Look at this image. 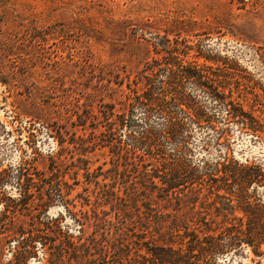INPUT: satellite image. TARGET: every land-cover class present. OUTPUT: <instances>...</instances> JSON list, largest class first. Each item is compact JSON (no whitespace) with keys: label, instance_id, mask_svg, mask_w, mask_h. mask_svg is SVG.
Wrapping results in <instances>:
<instances>
[{"label":"rangeland","instance_id":"rangeland-1","mask_svg":"<svg viewBox=\"0 0 264 264\" xmlns=\"http://www.w3.org/2000/svg\"><path fill=\"white\" fill-rule=\"evenodd\" d=\"M0 264H264V0H0Z\"/></svg>","mask_w":264,"mask_h":264},{"label":"trees","instance_id":"trees-1","mask_svg":"<svg viewBox=\"0 0 264 264\" xmlns=\"http://www.w3.org/2000/svg\"><path fill=\"white\" fill-rule=\"evenodd\" d=\"M137 102H138V101H137ZM168 124L171 125V122L168 121ZM175 132H176V131H174L173 128H170L166 133H167V135H168L169 137H174Z\"/></svg>","mask_w":264,"mask_h":264}]
</instances>
